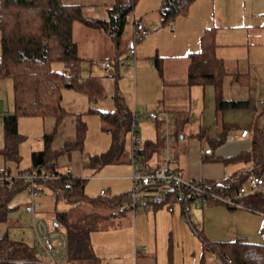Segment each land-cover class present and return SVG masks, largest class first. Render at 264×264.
I'll return each instance as SVG.
<instances>
[{
  "label": "rangeland",
  "instance_id": "1",
  "mask_svg": "<svg viewBox=\"0 0 264 264\" xmlns=\"http://www.w3.org/2000/svg\"><path fill=\"white\" fill-rule=\"evenodd\" d=\"M62 1L79 3L86 8V11L90 7L99 8L105 7V4H125L127 2V0ZM162 2L163 0H137L133 11L127 15L126 26L118 41L101 30L75 24L74 36L78 43L79 54L91 57L81 64L79 72L81 78L89 83L92 82V73H96V71L102 73L101 68L98 69L97 66H100L103 58H110L114 60V63L128 60L127 55L132 43L131 33L135 27L134 20L138 23L141 21V28L150 32V35L142 43L137 42L134 49L136 52L139 47V52L144 54L145 58L140 60L135 67L132 60L128 61L132 68L130 69L131 82L118 79L125 102L132 110L136 108L137 131L141 138L143 135L153 136L155 140L159 141L158 145L164 147L163 140L159 135L156 136L159 131L152 120L148 119L147 113L151 112L155 106H159V103L166 105V102H173L176 99L181 102L183 113L189 115V120L185 122L184 127L180 124L172 125L171 142L176 139V133L181 128L185 132H198L199 128H204L207 134L218 133V136L221 137L224 128L230 127L235 131V127H245L249 128L253 134L254 127L251 122L252 120L256 121V108L261 101H264V0H209L207 4L209 14L207 22L208 28H210L207 33L212 34L214 38L215 55L222 56L226 60L227 70H225L223 80V98L249 100L250 102L249 109L227 111L225 114H220L215 110V93L212 85H206L203 93L200 92L199 86H191L194 87L191 97H186L182 74L178 71L175 74L168 73L171 70V57L178 56L177 47L189 44L195 46V51L200 50L205 31L199 29L197 14L200 4L198 6L192 4L187 14L179 15L173 21L163 23L160 17ZM203 5L205 4L203 3ZM220 24L221 27H219ZM199 34H202L201 37ZM156 54L164 62L162 76H159L155 68L154 56ZM142 55H140L141 58ZM169 56L171 57L167 58ZM63 69L61 63L52 65L54 71ZM229 69L240 70L246 74V78L240 82L235 81L234 77L230 75ZM120 77L123 78L122 73ZM169 80L180 82L179 86L174 87L176 91L180 92L179 95L169 93L171 89ZM100 81L102 82V80ZM162 81L167 82L170 87L167 86L163 89L164 98L161 101ZM99 83L98 81L97 88L93 90V93L90 91L92 94H87L79 89L62 90V102L65 104V108H77L76 111L81 114V120L85 124V134L79 148L69 151L64 149L65 144L76 141V118L74 115L64 116L58 124L53 118L19 117L17 132L21 140L17 145L18 159H5L3 157L4 132L0 122V170L10 169L11 175L15 176L18 170L29 168L31 153L37 151L36 149L41 151L43 135L53 132L50 147L51 160L57 168L69 169L73 176L86 179L85 193L87 196L92 199L98 198L100 190H109L111 195L129 193L132 183L122 175L123 169L132 171L130 163L126 161L128 156L130 157L131 150L129 132H126L124 137L122 162L107 163L95 171L94 169L97 168L86 165L89 158L101 156L111 146V137L103 130L105 125L99 114L87 112L89 109L112 111L114 108L113 100L110 97L103 98L101 96ZM13 106L12 82L10 79H1L0 120L4 115L13 113ZM156 114L160 115V113ZM114 180L118 181L114 182ZM49 191V189H44L43 193L47 192L48 196H40L41 213L42 211L45 213H43L44 217L39 218L43 219L48 228L52 230L54 227L49 214L54 210L55 198L53 199ZM20 195H27L29 199L28 192L22 191L13 196L12 203L15 204ZM16 205L18 207H14V210L9 213L3 227L9 239L33 245L31 214L25 211L22 203L17 202ZM173 207V212L163 208L166 214H159L155 228H153L155 226L153 220L145 221L144 219L139 223L136 236L134 235V243L131 240L133 248L136 246L139 253L143 249L144 255H139L142 258L138 259V264H152V260L150 261L146 257L148 254L153 255L155 264H199L201 258L205 259L206 264H221L220 259L206 248L205 242L220 243L243 238L247 242L264 246L263 211L252 212L241 207L229 209L225 204L217 202L205 205L203 209L199 205H194L191 208V212L194 214L193 222L200 224L197 233H194L190 224L184 220L180 211L181 207L178 204H174ZM64 208L62 203L56 204V209ZM39 213V209H36L37 217ZM102 225H104L103 220H98L95 229L97 228L100 232H95L90 242L92 250L101 254L99 262L94 264H129L125 257L119 258L118 254L122 249L128 248V238L130 237L124 231L118 232L119 234L112 231L103 233ZM57 230L64 233L65 228L63 225H59ZM104 254H108V256Z\"/></svg>",
  "mask_w": 264,
  "mask_h": 264
},
{
  "label": "trees",
  "instance_id": "2",
  "mask_svg": "<svg viewBox=\"0 0 264 264\" xmlns=\"http://www.w3.org/2000/svg\"><path fill=\"white\" fill-rule=\"evenodd\" d=\"M137 0H127L125 4H105L106 19H92L85 13V7L79 3H69L62 0H0V80L10 79L13 90V113L3 116L1 124L4 132L3 157L18 159L17 145L21 137L17 132L19 117L53 118L58 124L66 115L76 118V141L65 144L66 151L79 148L85 134V124L80 113L69 112L62 102L63 89H79L90 94L88 82L79 79V66L82 57L78 54L77 43L73 37V27L81 24L86 28L98 29L112 39L118 41L121 37L127 15L133 11ZM195 0H163L160 17L163 23L173 21L179 15L187 14ZM137 26V25H136ZM209 32L202 36L201 48L186 56V82L188 86H199L202 90L208 84L212 85L215 93V110L223 113L228 110H240L249 107V101L225 100L222 95L225 67L221 59L214 53V44L208 40ZM54 63L63 64L61 71L52 70ZM117 63V62H116ZM163 59L156 56L155 68L159 75L163 71ZM236 76L235 81L246 78ZM114 110L95 111L105 125L103 128L111 137L109 150L101 156L89 158L86 163L98 170L107 163L122 162L121 153L124 147V137L129 132L132 123V112L123 104L122 99L115 94L113 97ZM160 123V121H158ZM159 126L161 124H158ZM159 126H157L159 128ZM53 132L43 135V150L31 153L30 167L11 175L9 169L2 170L12 177L8 183L0 184V223L7 221L13 211L9 203L13 196L26 191V182L19 178L23 172L47 171L59 173L60 180L48 182L49 189L55 198H61L69 205L88 203L93 208L130 209L128 192L118 196L98 197L91 199L85 195L86 179L72 175H64L51 160L50 147ZM159 142V141H158ZM158 142L154 144L157 148ZM143 153V150H140ZM253 167L243 174H236L222 182H206L216 193L229 196L235 195L243 187L249 175H264V126L257 130L252 143ZM143 160V159H142ZM150 197V196H149ZM148 199V197H147ZM175 202L173 193L154 204L162 206ZM238 202L246 210L264 212V195L256 193L242 197ZM216 202H209L212 204ZM148 204L144 200L138 207ZM229 209H235L230 208ZM98 211V210H97ZM94 211L95 213H98ZM133 211V210H132ZM123 212V210H122ZM101 218L94 213H77L73 218L65 211H55L54 220L65 228L67 242V257L71 261L95 259L90 246L89 235L95 229ZM190 224V223H188ZM191 226V225H190ZM205 246L221 261V264H264V246L237 238L233 241L206 243ZM35 260L33 245L13 241L7 232L0 237V264L9 260ZM171 264V263H169ZM199 264H206L201 258Z\"/></svg>",
  "mask_w": 264,
  "mask_h": 264
},
{
  "label": "crops",
  "instance_id": "3",
  "mask_svg": "<svg viewBox=\"0 0 264 264\" xmlns=\"http://www.w3.org/2000/svg\"><path fill=\"white\" fill-rule=\"evenodd\" d=\"M208 2H209V0H195L193 2L194 6H198L200 4L199 5L200 10H199V13L197 14V16L199 18V29H202V31L205 30L204 33L210 29V28H208V22H207V18H209V14L207 12ZM203 3L205 5H203ZM85 13L88 17H90L92 19H103L104 20L107 17L106 8L104 6H101L99 8L90 7L87 11L85 10ZM134 25L142 27L141 21H140V23H138V22H136V20H134ZM221 26L222 25L220 24L219 27H221ZM170 27H172V26H170ZM74 28L75 27H73V37H74L75 42L77 43V40L74 36ZM252 31H253V29H252ZM132 32H133V30H132ZM204 33H203V35H204ZM104 34H106V33L104 32ZM131 34H132V37H131L132 43L130 44V48H132V47L134 48V45L137 42L142 43V41L145 40V38H143V39H140L136 42H133V33H131ZM149 35H150V32L148 33L147 37H149ZM199 35L201 37L202 34H199ZM248 38H249V35H248ZM208 40H209V42H212V43L214 42V38H213L212 34L210 35V33L208 36ZM77 48H78V43H77ZM200 48H201V46H200ZM138 49H139V47H137L136 52H135V55H136L135 57H137L136 58L137 59L136 64L139 63L140 60L145 58L144 54L142 55ZM193 52H197V51H195V46H191L189 44L188 45L183 44V45H180L179 47H177L178 56L167 57V58L171 57V59H172L171 66H170L171 70L168 73L175 74L178 71L182 74V78H183L182 83L186 89V91L184 92V95H186V97H191V94L193 92L192 88H194V87L188 86L187 82H186V67H187L186 56L190 53H193ZM214 53L216 54L215 50H214ZM78 54H79V48H78ZM79 55H80V57H82V61H81L80 66H79V72H80L82 62L84 60L87 61L91 57L88 58L87 55H84V56H82L81 54H79ZM140 55H142V58ZM156 56H158V55L156 54L154 57H156ZM215 56L222 60L224 67L226 69L225 58H223L222 56H220V57H218L217 55H215ZM127 57H128V55H127ZM105 60L110 61L112 63L111 67L104 68L101 65L99 67L97 66L98 69L101 68L102 73H100L99 71H96L97 74L95 72L94 73L91 72L92 73L91 74V76H92L91 81L92 82L88 83V85H87L88 88H90V91L93 93V90H95L97 88L96 85H98V81H99L100 82L99 83V90L102 93L101 96L103 98H105V96H106V98L110 97L113 100L114 95L117 94L122 99L123 104L131 112L134 111L137 114V111L135 110L136 108H134V110H132V108H130L128 106V104L125 102V98L123 97V94L121 92V89H120V86L118 83L120 80H122L124 82H131L132 81V73L130 70L132 68L130 66H128L126 69L123 70V69L119 68V63H120L119 61H116L118 63H114V60H111L110 58H103L101 61H105ZM166 62H168V61H166ZM164 70H165V64H164ZM229 70H230V75L232 77H234L233 79H235L236 76L244 75V73H242L240 70H236V69H229ZM121 73H122L123 78L120 77ZM164 74H165V71H164L163 75ZM79 79L87 82V80H84L81 78L80 73H79ZM118 79H119V81H118ZM100 80H102V82ZM233 82H234V80H233ZM169 83L171 86L169 93L172 95H175V94L179 95L180 92L176 91V88H174V87L179 86L180 82H174L173 80L172 81L169 80ZM161 84H162V93H161L162 95H161L160 100L162 101L164 98L163 89L167 88V86H169V84L165 81H162ZM200 90H201L200 92L203 93L204 89L202 90L200 88ZM224 99L225 100H235V99H229V98L228 99L224 98ZM235 101H237V100H235ZM242 101H249V100H242ZM263 102L264 101H261L260 102L261 105L259 104L256 108L257 109L256 121L252 120V122H251L253 127H254L253 128V134L251 133L249 128H245V127H240V128L235 127L234 128L235 131H233L230 127L224 128L223 135L221 137L218 136V133H216L214 135L207 134V132L204 130V128H199L198 132L197 131L185 132V131H183V128H181V130H179V132L176 133V139L172 140V142L170 141V144H172V146L169 147V150L171 153V158L169 161L170 168L173 170H176V171H181L182 175L186 179H191V180H195V181H206V182H222L226 179H230L231 177H233L236 174H243L247 170L252 169V167H253L252 143L255 139L257 130L264 126V104H263ZM113 103H114V101H113ZM114 108H115V106H114ZM114 108H113V110H114ZM249 108H250V102H249V107L246 109H249ZM67 109L69 112L79 113L76 111L77 108H72V109L67 108ZM240 110H245V109H240ZM228 111H232V110H228ZM151 112H155L158 114L159 113L160 114H163V113L171 114L172 125L173 124L174 125L180 124L182 127H184L186 125L185 122H187L189 120V115L187 116V114L183 113V109L181 107V102L178 99H176V101H173V102L172 101H170L168 103L166 102V105H165V103L164 104L159 103V106H155L151 110ZM225 112H227V111H225ZM225 112H223V113L218 112V113L225 114ZM137 119H138V115H137ZM137 119H136V132L138 133L139 138L141 139L140 145H141V149L143 150V153H140V156L143 159L142 161L146 165H148L149 167H158L163 162L162 150L165 147V142L162 139L163 143H164V147H161L158 145L157 148H155L154 144H156L158 141L155 140V138L153 136L147 137V136L143 135V138H141L139 132L137 131ZM223 120H224V118H223ZM0 122H1V120H0ZM152 123L155 124V127L159 126L158 124L162 125L161 121H160V123H158V121H156V122L152 121ZM161 125L159 126V128L157 127V129L159 131V133H157V135H156L157 137H158V135L160 137ZM244 129L248 130V135L245 138H240L239 132L241 130H244ZM129 133H130V128H129ZM232 134L235 135L234 139H230V135H232ZM170 139H171V137H170ZM43 147H44V144H43ZM206 149H211V153L205 154L204 151ZM36 150L37 151H35V152L40 151L39 149H36ZM123 150H124V147H123ZM129 155H130V152H129ZM126 161H128L130 163V157L129 156H128ZM57 169L60 171H65V170H62L59 168H57ZM9 171H10V169H9ZM18 171H20V170H18ZM130 173L131 172H129L127 169H123L122 175H123V177H127V181H129V182L131 181L130 180ZM10 174H11V172H10ZM116 181H118V180H114V182H116ZM243 188H245V189L248 188L247 181L243 185ZM45 190H47V189H45ZM156 190L157 189L146 190L145 196L149 197V196L153 195L156 192ZM84 192H85V189H84ZM49 193H51V191H49ZM123 193H121V194H123ZM42 195L48 196V193L42 192L40 194V196H42ZM85 195L87 196L86 193H85ZM118 195H120V194L111 195L109 193V190H106L104 197H108V196L111 197V196H118ZM40 196L36 199L35 204H36V209L37 210L39 209V211H40V213L38 214L39 215L38 217H41V216L44 217L43 213H45V212L42 211V213H41L42 206H41V202L39 201V199L41 198ZM51 196L53 197V199L55 198V196L52 193H51ZM248 196H252V194L247 195L246 197H248ZM87 197H89V196H87ZM98 197H99V195H98ZM29 199H28L27 195H25V196L20 195L18 197L17 202L22 203L24 206V209H25V206L28 205ZM12 202L13 201H10L9 207H11L14 210V207H18V205H16L17 202L15 204ZM57 203H62L65 208L64 209H56ZM174 204H176V203L175 202H173V203L168 202V203H166L162 206H159V207H154V205H153L149 209L148 208L144 209L143 206H140V207H137L136 211H132L130 209H124V208H120V209L116 208V209L110 210V209H103V208H98V207L93 208L88 203H81V204H78L75 206L69 205L66 202H64L63 200H61V198H55L54 199V210L49 215H51L52 224H54V223H56V221L54 220L55 211H60V212L65 211L70 215L71 218H73V216H75L77 213H94V214L99 213V217L101 218V220H103V224H104V225H102V228H101V229H103L102 230L103 233L105 231H112V232H116V234H119L118 232L124 231L125 234L130 237V238H128V243H129L128 248L126 250H124V249L121 250V253L118 254L119 258L125 257V260L127 259L126 261H128L129 264H138L139 263L138 259L141 257L139 255H142V256L144 255L143 249L139 253L136 246H134V248H133L134 235L136 236L139 223L141 221H143L144 219H145V221L153 220L155 223V226H153V228H155L157 226V217L159 216V214H161V213L166 214L165 213L166 211H164L163 208H167L168 210H172L171 212H173ZM208 205H210V204H207V206ZM204 206L205 205H202L199 207L201 209H203ZM36 209H35V212H36ZM160 209H162V210H160ZM122 210H123V212H122ZM94 211H97L98 213H95ZM157 211H159V212L156 214ZM180 211H181V209H180ZM203 212H202V215L204 216ZM35 215L37 216V214H35ZM203 216H202V218H203ZM139 217H142V218L137 219ZM193 218H194V214L192 217V221H193ZM5 223H0V237L6 232V230L3 227V224L5 225ZM58 227H59V224L57 223V228ZM95 232H100V231L94 230V231L90 232V235H89V241L90 242H91V239H92L93 235L95 234ZM62 234L65 235V231ZM131 240L133 241V243H131ZM33 241H34V239H33ZM32 244H33V242H32ZM90 245H91V243H90ZM91 249H92V247H91ZM92 253H93L95 259H89V260H83V261H71L69 259H66L64 264H94L95 262L98 263L99 259H101V254H99L93 250H92ZM104 255L108 256V254H104ZM146 257L150 261L152 260V264H155V261L153 262V260L155 259L153 257V255L148 254V255H146ZM37 259L42 260L41 257H37Z\"/></svg>",
  "mask_w": 264,
  "mask_h": 264
},
{
  "label": "built area",
  "instance_id": "4",
  "mask_svg": "<svg viewBox=\"0 0 264 264\" xmlns=\"http://www.w3.org/2000/svg\"><path fill=\"white\" fill-rule=\"evenodd\" d=\"M148 31L142 29L140 26L133 27V42L148 36ZM129 60L133 61L135 66L136 57L135 49L132 47L128 52V60L119 63L120 69H126L130 64ZM110 61H101L100 65L104 68L111 67ZM132 123L130 125V164L131 176L130 180L132 188L128 193V206L136 211L138 205L144 200H148V204L144 209L151 208L154 204L162 202L167 194L173 193L175 196V203L181 207V213L184 220L190 223L194 233L200 228V224L192 221L193 213L191 208L194 205H207L209 202L223 203L230 208H243L238 202V199L250 194L264 195V176L249 175L246 179L248 188L241 187L238 192L233 195H225L216 193L210 189L203 181H195L186 179L181 171H176L170 168L169 161L171 153L169 150L170 135L172 129L171 114L163 113L157 115L155 112H149L148 118L153 122L161 121L160 138L164 140L165 147L162 150L163 162L158 167H149L146 165L140 156V138L136 132V112H132ZM248 135V130L244 129L239 132L240 138H245ZM235 135H230V139H234ZM205 154L211 153V149H206ZM64 175H71V171L66 169ZM19 178L23 179L26 184V191L29 194L30 202L25 206V211L31 214V228L33 230L34 241L33 247L37 257L42 260H26L14 259L9 260L6 264H64L67 257V242L65 235L58 232L57 228L50 230L46 222L35 215L36 199L42 192L39 189L46 188V184L50 181L55 182L60 180L59 173H51L47 171L40 172H23ZM4 181L10 183L12 177L4 174L0 170V184ZM150 189H157L150 197L145 196V191ZM105 191L100 190L99 197H104ZM148 197V199H147ZM264 218V214H263Z\"/></svg>",
  "mask_w": 264,
  "mask_h": 264
},
{
  "label": "water",
  "instance_id": "5",
  "mask_svg": "<svg viewBox=\"0 0 264 264\" xmlns=\"http://www.w3.org/2000/svg\"><path fill=\"white\" fill-rule=\"evenodd\" d=\"M53 227L57 228V223H54V224H53Z\"/></svg>",
  "mask_w": 264,
  "mask_h": 264
}]
</instances>
